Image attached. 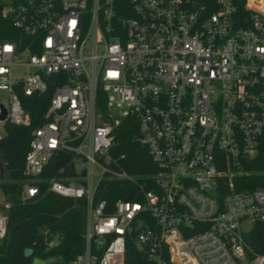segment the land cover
<instances>
[{"label":"built area","instance_id":"built-area-1","mask_svg":"<svg viewBox=\"0 0 264 264\" xmlns=\"http://www.w3.org/2000/svg\"><path fill=\"white\" fill-rule=\"evenodd\" d=\"M244 8L237 15L233 0H0L4 130L30 125L22 96L52 88L24 156L19 200L51 192L83 201L84 245L73 264H125L129 239L151 264H264V255L247 257L242 227L264 223V178L245 188L241 177L264 174V9L260 0ZM6 21L20 31L10 29L13 40L3 35ZM128 118L154 166L142 178L111 153ZM10 208L0 203V241Z\"/></svg>","mask_w":264,"mask_h":264},{"label":"trees","instance_id":"trees-1","mask_svg":"<svg viewBox=\"0 0 264 264\" xmlns=\"http://www.w3.org/2000/svg\"><path fill=\"white\" fill-rule=\"evenodd\" d=\"M237 7V15L248 13L244 8V0H233ZM261 5V4H260ZM264 9V6L261 5ZM13 33L20 31L4 22L3 35L13 40ZM24 36V35H23ZM22 48V47H21ZM52 88L48 87L43 94L22 96V104L30 115V125L23 127L10 122L5 123V134L0 138V189L10 201L6 221V234L0 241V264H33L35 260L48 258L59 259L64 264L73 261L82 252L84 204L82 200L63 197L51 192L36 200L21 203L19 200L20 186L23 181L24 156L32 131L41 123L42 114L46 110ZM134 122L125 119L116 128L115 144L111 149L114 157H118L122 167L132 175L142 178L154 172L146 148L133 139ZM123 157L120 158V156ZM259 166L264 168V161ZM9 178H4V173ZM247 178L245 188L262 186L259 175L254 172L241 175ZM243 187H238L242 189ZM56 236L57 243L49 247V241ZM248 245L247 257L264 255V223L255 222L243 236ZM32 249L30 256L24 255V249ZM125 264H151L136 243L129 239L126 244Z\"/></svg>","mask_w":264,"mask_h":264},{"label":"rangeland","instance_id":"rangeland-1","mask_svg":"<svg viewBox=\"0 0 264 264\" xmlns=\"http://www.w3.org/2000/svg\"><path fill=\"white\" fill-rule=\"evenodd\" d=\"M260 4L264 6L263 0H260ZM0 100L4 103L7 104V96L4 92L0 93ZM5 134V130L2 127V125L0 124V136H3ZM2 175L0 173V181L2 180ZM6 200L2 190L0 189V203H3ZM243 229L245 230H250L252 228V223L251 222H245L244 224H242ZM38 264H64L62 261H60L59 259H46V260H41L38 262ZM68 264H73L72 261L69 262ZM243 264H246V262H244Z\"/></svg>","mask_w":264,"mask_h":264},{"label":"water","instance_id":"water-1","mask_svg":"<svg viewBox=\"0 0 264 264\" xmlns=\"http://www.w3.org/2000/svg\"><path fill=\"white\" fill-rule=\"evenodd\" d=\"M4 117H5V110L3 109V110H2V114H1V119H4ZM0 159H1V161L3 162V157H2V155H1V153H0ZM136 232H137V231H133V232L131 233V236H132V237H135ZM31 254H32V249H30V248H25V249H24V255H25V256H30ZM38 262H39V261L35 260V261L33 262V264H38Z\"/></svg>","mask_w":264,"mask_h":264}]
</instances>
